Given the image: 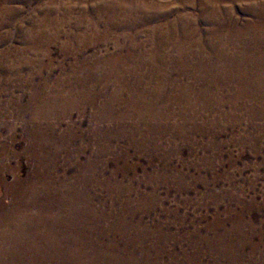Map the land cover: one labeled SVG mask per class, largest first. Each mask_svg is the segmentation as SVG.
<instances>
[{"label": "rangeland", "instance_id": "374dc122", "mask_svg": "<svg viewBox=\"0 0 264 264\" xmlns=\"http://www.w3.org/2000/svg\"><path fill=\"white\" fill-rule=\"evenodd\" d=\"M205 1L0 0V201L36 174L145 264H264V70L215 80Z\"/></svg>", "mask_w": 264, "mask_h": 264}, {"label": "bare ground", "instance_id": "6f19581e", "mask_svg": "<svg viewBox=\"0 0 264 264\" xmlns=\"http://www.w3.org/2000/svg\"><path fill=\"white\" fill-rule=\"evenodd\" d=\"M249 1H247L249 4H247L248 6H247V8L244 9V12L247 16H250V18H247V19L245 18L242 20L240 18H238L237 16L235 18H233V15H234L233 13L236 10V8H240V5H243V3L246 2V0H214L213 5H209L206 1L203 2L204 5L202 7L206 11L208 18H209V23L211 25V27H209L211 29V30H209L210 43L208 42L210 44L209 45L210 46V56L216 65L223 64V66L225 65V67H227V69H223L222 72L218 70V72H219L218 76L214 77L215 80L218 81L219 83L223 84L224 82H226L227 79L229 81L241 80L240 79V77H241L240 67H246V68L248 67V68L254 69L255 71L257 69L264 70V0L257 1L256 4L260 3L257 6H254L256 4H254V3L252 4ZM194 4H196V3H194ZM181 5H182V3H181ZM206 8H207V10H206ZM187 13H189V12L187 11ZM184 14H185V12H184ZM193 14H195V13H193ZM199 16H201V15H199ZM176 17L178 18V16H176ZM184 19H182V20H184ZM192 21L193 20H191V22ZM173 26H175V25H173ZM195 28H198V27H195ZM182 29H183V27L181 28L180 32L182 31ZM169 39H171V38H169ZM133 40H135V39H133ZM181 40L183 41V39H181ZM184 40L187 42L188 37H185ZM199 41H201V40H199ZM147 43H145V44H147ZM177 43H179V42H177ZM197 44H199V43H197ZM165 45H166V43H165ZM184 45H186V43ZM206 45H207V43H206ZM178 46H177V48H178ZM199 46H201V45H199ZM159 48H161V47H159ZM187 50H189V49H187ZM204 52H206V51H204ZM148 53H149V50H148ZM166 54L168 55V53H166ZM166 54H165V56H166ZM183 54H184V52H183ZM142 55H144V54H142ZM150 55H151V53H150ZM162 57H163V55H162ZM176 57H175V59H176ZM202 57H203V55H202ZM152 58H153V56H152ZM158 59H160V58H158ZM206 59H207V57H206ZM110 60H112V59H110ZM150 60H151V58H150ZM170 60H171V58H170ZM183 61L182 62L180 61V62L183 63ZM186 61H188L187 58H186ZM147 62H148V60H147ZM138 65H140V64H138ZM115 66L118 67L119 65H115ZM124 66H125V64H124ZM200 67L201 66H199V68ZM148 68H150V67H148ZM123 69H125V68L123 67ZM134 69H135V67H134ZM220 70H221V68H220ZM114 71H115V69H114ZM117 72H119V71H116L115 73H117ZM261 72H263V71H261ZM127 73H129V72H127ZM134 73H135V71H134ZM207 73L212 74V70H208ZM122 74H124V73H122ZM118 75H120V74H118ZM178 75H180V74H178ZM117 76H116V78H118ZM152 76H151V78H152ZM243 76H245V75H243ZM108 78H109V76H108ZM114 78L112 77V79H114ZM127 78H129V77H127ZM156 78H157V76H156ZM198 78H200V76ZM244 78H246V77H244ZM120 79H122V78H120ZM204 79H205V77H204ZM117 81H118V79H117ZM199 81H201V80H199ZM211 81H212V79H211ZM165 83H166V81H165ZM207 83H208V81H206V84ZM262 83H264V82H262ZM213 84H214V82H213ZM213 84H212V86H213ZM198 86H200V85H198ZM185 87H187V86H185ZM188 89H189V87H188ZM209 90H207V91H209ZM209 92H211V91H209ZM245 93H246V91H245ZM258 93H260V92H258ZM255 96H257V94ZM261 98L264 100L263 97H261ZM236 104H237V102H236ZM249 105H251V104H249ZM251 110H253V109H251ZM248 111H249V109H248ZM35 157H36V155H35ZM42 169H44V168H42ZM17 178L18 179H16V181L12 185V187H9L7 185L8 186L7 187V190H8L7 193H8V196L10 197L9 199H11L12 201L10 203H5L2 200L0 201V264H145L144 261H140L137 258V255L140 254V251L136 250L131 255L126 254L127 250L129 249V244H131V242H134V241L126 240L123 245H121L118 242L108 244V245H100L99 244L100 238H98V239L93 238L94 226L91 223H89V224L84 223V219L88 218L90 220H96L97 221V220L101 219V217L97 216L92 211V209L90 207V203H88V201L85 198V195H84L85 193L83 194V193L79 192L81 189L79 191H76L73 187L68 186V185H63L60 188H54L53 189L51 187V185H49L45 182L46 181L45 179L39 180L36 174H33L26 181L21 180V178L19 179V177H17ZM2 185H3V183H2ZM77 190H78V188H77ZM119 249H123V250H119ZM144 256H145V260H147V254H145Z\"/></svg>", "mask_w": 264, "mask_h": 264}]
</instances>
